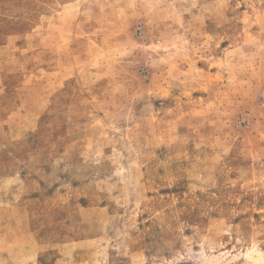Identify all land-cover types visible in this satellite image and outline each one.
Wrapping results in <instances>:
<instances>
[{
	"label": "rangeland",
	"instance_id": "obj_1",
	"mask_svg": "<svg viewBox=\"0 0 264 264\" xmlns=\"http://www.w3.org/2000/svg\"><path fill=\"white\" fill-rule=\"evenodd\" d=\"M0 264H264V0H0Z\"/></svg>",
	"mask_w": 264,
	"mask_h": 264
}]
</instances>
